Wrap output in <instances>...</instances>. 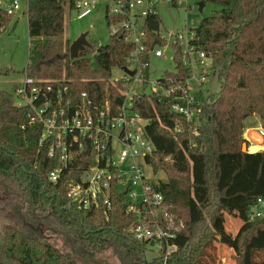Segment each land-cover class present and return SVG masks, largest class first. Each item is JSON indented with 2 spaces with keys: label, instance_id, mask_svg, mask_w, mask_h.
<instances>
[{
  "label": "trees",
  "instance_id": "1",
  "mask_svg": "<svg viewBox=\"0 0 264 264\" xmlns=\"http://www.w3.org/2000/svg\"><path fill=\"white\" fill-rule=\"evenodd\" d=\"M203 1L219 9L199 21L189 43L194 52L203 51L209 58L219 89L203 97L197 122L174 113L169 98L155 93L133 98L134 109L148 120L145 134L154 145L146 162L165 175L150 180L162 195L160 223H182L173 240L177 249L166 264H215L218 244L232 249L234 264H264V258H258V252H264V217L250 219L248 214L257 197L264 199V151L241 150L247 142L246 117L257 114L264 128V0ZM64 6L65 0L28 1L24 75L54 81L74 94L87 92L96 100L121 99L120 84L109 79L113 68L127 64L132 44L118 33L110 34L106 44L85 47L70 59L69 40L62 39ZM11 16L0 8V31ZM105 18L107 24L112 21L107 9ZM160 24L157 12L144 18V43L149 48L165 43ZM180 45L171 43L175 65L163 73L167 77L183 79L189 73ZM25 117L12 93L1 90L0 196L7 211L26 215L30 226L5 223L0 264H98L95 258L106 249L120 264H162L161 255L147 260L144 245L125 232L139 216L127 212L119 196L107 215L103 207L80 211L67 198V180L78 175L89 158L71 162L56 183L48 180L54 160L38 151L36 127H20ZM233 210L242 212L244 227L232 238L224 215ZM51 235L60 246L50 242Z\"/></svg>",
  "mask_w": 264,
  "mask_h": 264
},
{
  "label": "built area",
  "instance_id": "2",
  "mask_svg": "<svg viewBox=\"0 0 264 264\" xmlns=\"http://www.w3.org/2000/svg\"><path fill=\"white\" fill-rule=\"evenodd\" d=\"M25 1L27 6L29 0ZM98 1L102 0H69V4L77 10V17L82 18L91 12ZM156 1L108 0L106 5L107 13L112 18L108 24L110 34L124 36L133 46L127 64L119 67L122 77L111 79L112 84H120L121 99L116 100L113 96L96 100L87 92L74 94L66 86H58L54 81L35 80L24 75L22 85L15 89L19 101L14 104L25 110L26 121L20 127H36L38 151H45L47 157L54 160L48 180L56 183L71 162L80 158L84 163V159L89 158L86 167L67 180V198L80 211L103 207L107 215L111 203L119 196L126 211L139 216L137 222L125 232L132 241L141 243L144 248L146 245L155 248L158 255L162 256V264H166L177 249L173 240L178 228L160 223L162 195L154 191L150 180L145 178L142 164H149L146 158L152 155L154 145L145 134L148 120L134 109L133 98L145 93L169 98L170 109L174 113L186 122H197L202 99L208 93L203 84L209 73L208 68L202 66L198 75L193 72L190 53H197L200 63L207 57L203 51H193L189 43L195 34L192 28V36L187 40L186 47L184 50L181 47L182 62L189 68L187 77L177 79L163 74L156 79L148 78L149 52H153L155 57L163 56L160 49L163 45L152 48L146 46L142 29L144 18L156 12ZM175 1L183 0H171L176 6ZM0 8L7 15H14L21 4L19 0H12L6 5L0 3ZM139 18L142 19V25L138 39L134 36V29ZM186 32L190 33L182 29L175 31L173 35L176 41L182 40ZM123 67L135 70V73L130 75ZM209 68L211 72L210 65ZM139 78L144 82L143 91H136L135 88ZM254 131V139L251 136H245V139L250 145H262L261 151H264V128L260 126ZM137 158H141L142 162H138ZM137 185H141L142 191H138ZM248 214L250 219L264 217L262 197H257Z\"/></svg>",
  "mask_w": 264,
  "mask_h": 264
},
{
  "label": "rangeland",
  "instance_id": "3",
  "mask_svg": "<svg viewBox=\"0 0 264 264\" xmlns=\"http://www.w3.org/2000/svg\"><path fill=\"white\" fill-rule=\"evenodd\" d=\"M19 1L21 8L10 17L11 19L7 25L0 31V91L5 90L12 93V100L16 103L19 101V98L15 94V89L22 85L24 79L29 46L25 7L26 1ZM198 1L199 0L175 1L176 6L172 4L171 0L156 1L155 10L161 19L160 33L166 38L165 43L166 41H168V43H164L165 45L160 47L163 51V56L161 57H155L153 52H149L147 57L149 64L146 71L149 79L159 78L165 71L174 70L175 61L172 59L173 48L170 44L176 41L173 33L180 29L183 31H190V33L186 32L183 39L179 41L181 44L180 47L184 50L187 40L192 36L191 29L196 27L203 17L219 9L218 5L206 2L202 10L199 11L197 6ZM9 2H12V0H0L2 5H6ZM107 4L108 0L98 1L89 14L82 18H78L77 10L71 7L69 0H65L64 34L62 39H68L70 44L71 41L75 40L81 33L87 32L86 40L92 47L106 44L110 37V27L105 18ZM186 5H189V8H186ZM141 25L142 19L139 18L134 29V36L138 39L140 38ZM190 55L193 58L192 68L195 75L200 73L201 66L208 68L207 72L209 74L206 77L203 87L208 90V93L216 92L219 89V81L215 75L210 74V60L208 58L203 59V63H200L197 53L191 52ZM89 57L91 58L92 64L95 65L94 54L92 52L89 54ZM7 70L10 72H7ZM120 77H122L120 68H113L109 80L111 81V79ZM143 84V80L139 78L135 83L136 91H143ZM260 125H262V119L257 114L248 116L243 120V130L245 133L250 130L247 128L256 130L259 129ZM247 135H250V131ZM243 137L245 138V135ZM247 142H244L246 143V150L247 152H251L248 150L250 144L248 143L247 145ZM261 150L262 148L256 151ZM137 161L142 162V159L137 158ZM142 164L143 172L147 180L165 179V175L161 169L154 170L149 164L144 162H142ZM137 189L138 191H142L141 185H137ZM4 205V203H0V231L5 226V223H11L19 227L20 222L18 219L9 217L7 212L2 211ZM224 219V227L232 238L244 227V220L242 212L240 211L233 210L231 213H226ZM181 224V222H178L174 224L173 227L180 228ZM48 239L52 244L57 246L61 245V241L56 235H51ZM143 250V255L147 260H151L158 256L156 249L151 246L146 245ZM216 252L218 255L217 259L219 260L215 262V264H234L231 258L232 249L228 245L218 244L216 246ZM258 258H264V252H258ZM95 260H97L98 264H120L118 258L110 249L102 251Z\"/></svg>",
  "mask_w": 264,
  "mask_h": 264
},
{
  "label": "water",
  "instance_id": "4",
  "mask_svg": "<svg viewBox=\"0 0 264 264\" xmlns=\"http://www.w3.org/2000/svg\"><path fill=\"white\" fill-rule=\"evenodd\" d=\"M198 10L201 11L202 8L204 7V1L199 0L197 2ZM87 32L81 33L75 40L71 41L69 45V58L72 59L75 56L78 55V53L82 50H84L85 47L90 46L88 41L86 40ZM125 72H127L130 75H133L135 73V70H129L126 67L122 68ZM241 150L243 152L247 151L246 150V143H243L241 146ZM150 245H152V242H150Z\"/></svg>",
  "mask_w": 264,
  "mask_h": 264
},
{
  "label": "flooded vegetation",
  "instance_id": "5",
  "mask_svg": "<svg viewBox=\"0 0 264 264\" xmlns=\"http://www.w3.org/2000/svg\"><path fill=\"white\" fill-rule=\"evenodd\" d=\"M0 203H3V199L1 196H0ZM5 208H6L5 206L2 207V211L7 212L10 217H14V219H18L19 222L25 223L26 225L30 226V221L28 222L25 221L26 215H22V213H19L18 211L15 212L7 211V209L5 210ZM32 213L34 214V211Z\"/></svg>",
  "mask_w": 264,
  "mask_h": 264
},
{
  "label": "bare ground",
  "instance_id": "6",
  "mask_svg": "<svg viewBox=\"0 0 264 264\" xmlns=\"http://www.w3.org/2000/svg\"><path fill=\"white\" fill-rule=\"evenodd\" d=\"M257 139L259 140V137H257ZM257 141V140H256ZM262 148V145H259V144H253V145H250L248 150L249 151H256L258 149Z\"/></svg>",
  "mask_w": 264,
  "mask_h": 264
},
{
  "label": "crops",
  "instance_id": "7",
  "mask_svg": "<svg viewBox=\"0 0 264 264\" xmlns=\"http://www.w3.org/2000/svg\"><path fill=\"white\" fill-rule=\"evenodd\" d=\"M26 8H27V6H25ZM260 126H262V125H260ZM247 129H250V130H248L246 133H245V131H244V133H243V136L245 135H247V133H249V131H250V135L249 136H251V137H253V139L255 138V131H254V129H251V128H247ZM248 136V135H247ZM255 144V143H254ZM253 145V144H252ZM249 148V147H248ZM253 152V151H252Z\"/></svg>",
  "mask_w": 264,
  "mask_h": 264
}]
</instances>
